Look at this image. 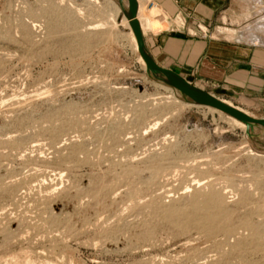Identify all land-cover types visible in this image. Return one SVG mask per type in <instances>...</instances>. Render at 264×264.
Masks as SVG:
<instances>
[{
  "label": "rangeland",
  "instance_id": "rangeland-1",
  "mask_svg": "<svg viewBox=\"0 0 264 264\" xmlns=\"http://www.w3.org/2000/svg\"><path fill=\"white\" fill-rule=\"evenodd\" d=\"M122 19L0 0V264H264V147L149 75Z\"/></svg>",
  "mask_w": 264,
  "mask_h": 264
},
{
  "label": "crops",
  "instance_id": "crops-1",
  "mask_svg": "<svg viewBox=\"0 0 264 264\" xmlns=\"http://www.w3.org/2000/svg\"><path fill=\"white\" fill-rule=\"evenodd\" d=\"M138 2L161 28H142L159 66L264 118V0Z\"/></svg>",
  "mask_w": 264,
  "mask_h": 264
},
{
  "label": "water",
  "instance_id": "water-1",
  "mask_svg": "<svg viewBox=\"0 0 264 264\" xmlns=\"http://www.w3.org/2000/svg\"><path fill=\"white\" fill-rule=\"evenodd\" d=\"M126 1L128 10L125 8L124 0H119V3L122 12L124 13V17L128 20L134 34L137 49L140 57L145 63L147 73L173 90L178 91L186 103L191 102L190 104L212 108L218 112H222L233 120L235 119L241 122L245 125L246 134H248L251 138H254L256 141L258 140L264 147V143L255 135V128L264 130V118L257 119L247 115L236 107L225 104L222 100L217 99L210 92H206L193 86L177 73L165 69L156 63L146 46L141 22L138 19L140 10L139 2L138 0Z\"/></svg>",
  "mask_w": 264,
  "mask_h": 264
},
{
  "label": "bare ground",
  "instance_id": "bare-ground-1",
  "mask_svg": "<svg viewBox=\"0 0 264 264\" xmlns=\"http://www.w3.org/2000/svg\"><path fill=\"white\" fill-rule=\"evenodd\" d=\"M124 5H125V8L128 10V6H127V1L126 0H124ZM150 13H151V11H150ZM152 14H154V16H152L151 15V17H153L154 19H160L161 18V14H160V12L158 11V10H153V13ZM138 19H139V21L141 22V26H142V28L144 29V31H146V30H148V29H150V30H153V31H156L157 30V28H158V24H157V22L156 23H154V21H152V18H150V17H145V15H144V11H143V9H142V7H141V9L139 10V15H138ZM123 21H121V23L123 22V25L125 24V26H126V28L125 29H127L129 32H130V35H132L133 36V40H134V43H135V47H136V49H137V43H136V40H135V37H134V34H133V32H132V30H131V27H130V24H129V22H128V20L124 17V19H122ZM158 21V20H157ZM116 22V21H115ZM142 59V58H141ZM142 62H143V64H144V66H145V63H144V61L142 60ZM145 69H146V66H145ZM174 91V93H176V95L177 96H179V97H181V98H183L182 97V95L178 92V91H176V90H173ZM191 102H187V104H190ZM224 103L225 104H227V105H229V106H233V105H230V104H228L227 102H225L224 101ZM212 109V108H211ZM215 111H217V110H215ZM245 113V112H244ZM248 115V114H247ZM235 120V119H234ZM233 120V121H234ZM236 121V123L238 124V125H240L242 128H244L245 129V125L244 124H242L241 122H239V121H237V120H235ZM255 135H256V137H258V139L259 140H261L263 143H264V130H262V129H260V128H255ZM212 204V205H211ZM211 206H213V207H215V208H219V209H221V201H220V198L217 196V197H215L213 200H212V202H211ZM223 209V208H222Z\"/></svg>",
  "mask_w": 264,
  "mask_h": 264
}]
</instances>
